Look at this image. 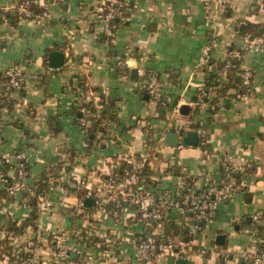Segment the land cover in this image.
I'll use <instances>...</instances> for the list:
<instances>
[{
    "label": "crops",
    "instance_id": "0c3cea01",
    "mask_svg": "<svg viewBox=\"0 0 264 264\" xmlns=\"http://www.w3.org/2000/svg\"><path fill=\"white\" fill-rule=\"evenodd\" d=\"M9 1L0 0V7ZM132 2L116 13L112 37L98 18L101 0H35L48 11L45 22L20 18L12 8L0 18V71L13 61L25 74L22 86L10 94L13 104L0 114V152L24 151L29 187L46 173L52 180L50 206L38 211L35 226H21L31 205L21 201L22 191L4 196L0 176V264H12L1 251L8 246L28 252L37 264H62L52 260L50 236L79 249L70 252L69 264H76L71 260L76 255L86 256L87 264H174L164 252L137 260L133 242L145 228L132 218V204L126 202L116 214L93 206L77 209L81 189L100 188L107 173L119 170L117 160L142 165L146 186L156 194L153 204L161 190L173 189L181 173L190 179L191 193L223 180L220 163L227 162L240 173L237 191L218 199L192 234L194 217L175 207L166 210L156 232H170L172 226L184 230L168 240L188 246L185 264H254L242 252L255 251L260 238L251 214L260 213L257 223L264 224V0ZM245 33L254 35L251 44L257 49L245 43ZM206 43L217 61L211 70L201 63ZM52 50L63 53L60 66L49 65ZM119 58L125 60L126 76L116 73ZM128 60L134 62L135 75L125 65ZM226 60L233 67L219 81L228 85L216 91L211 78L218 80ZM139 67L157 74L159 101L132 84L137 81L132 77L141 75ZM245 67L252 71L249 91L234 81ZM232 69L235 84L230 83ZM78 78L89 83L96 98L115 102L105 137L96 136L87 146L86 130L76 121ZM181 103L189 104V113H171ZM187 130L197 131V144L182 141ZM167 131L178 134L176 144L165 140ZM58 160L61 167L49 171ZM82 230L89 240L80 237ZM218 233L224 234L221 244Z\"/></svg>",
    "mask_w": 264,
    "mask_h": 264
},
{
    "label": "built area",
    "instance_id": "2783aa9c",
    "mask_svg": "<svg viewBox=\"0 0 264 264\" xmlns=\"http://www.w3.org/2000/svg\"><path fill=\"white\" fill-rule=\"evenodd\" d=\"M219 2H224L225 0H218ZM35 2V0H11L5 6L2 7L4 11H8L11 8L15 10L18 16L21 18H28L36 20L38 22H45L47 20L48 11L43 9L41 12L35 14L32 12V9L29 8V5ZM122 3L123 9L127 4V0H101V7L99 8L98 18L102 24L104 32L111 36L113 31L110 27V19L115 17L116 13H120L121 9L119 8ZM9 4V5H8ZM122 9V10H123ZM3 13L0 12V17H3ZM243 38L246 44H249L250 47H255L251 44L253 37L250 38L248 34H244ZM256 49L258 47H255ZM124 58H119L116 60L117 65H122L124 63ZM201 63L206 66L208 70L217 68V61L214 60L210 55V45L204 44L202 47V57ZM233 67L231 61L226 60L223 63V67L219 73L220 77H227V72ZM137 72L143 76L145 79L143 81L133 80L132 84H135L139 87H144L148 93L152 96L155 101H159L161 98V93L159 91L160 81L156 73H149L144 68H137ZM241 82L245 87V91L251 89L252 84V71L250 68H243L240 72ZM24 70L18 62H10L8 65L0 71V87L3 86V89H0L1 93L11 94L15 90H18L22 86L24 81ZM84 87L78 88L76 91V98H80V101L77 103L79 115L76 116V121L80 126L86 125L89 121V115L93 114L96 119L99 120V123L107 126L109 128V121L106 122L105 119L101 118L100 108L101 105L98 103L101 100V96L95 97L93 89L90 88L89 83L82 79ZM241 92H237L236 96L240 97ZM88 104H91L89 106ZM177 107L172 108V112H177ZM103 133L101 131H96L97 137H102ZM84 144L86 142L84 141ZM24 151L21 149L15 150L13 153H4L0 152V160L7 162L12 166V174L15 173L12 181L4 185V190L10 194L14 195L17 192L24 190H29L30 187L25 183L26 176L28 175V169L25 167V157ZM142 165L135 164L120 167L117 171H110L102 179L101 187L94 189L89 186H84V195L78 198L77 209L85 207L83 204V199L86 196L93 197V208L98 210H106L112 213H118L124 208V204L130 203L134 206L133 219L139 220L144 227H147L148 231H144L140 241H134L138 250V261H143L144 259L148 260L151 257V251L157 249L158 254L164 252L174 258H186L189 248L182 241H156L155 233L156 228L159 227L166 217V210L170 207L177 208L181 213L189 211L194 217L196 224L189 227V233L195 232L199 227V222L205 221L214 210L215 202L218 199L229 197L240 187V183L232 175V170L226 173L221 181H211L205 187L206 189L199 194L198 192L191 193L189 186L183 181L179 180L175 183L173 189L164 188L159 193V202L153 204L155 199V191L148 189L146 184V179L142 174ZM81 184H84V181H81ZM108 189L109 191H106ZM113 189V191L111 190ZM111 190V191H110ZM111 203L112 207L108 208L107 205ZM51 200L49 197L41 195L37 198V211H40L43 208L50 206ZM86 213V212H85ZM260 213L254 212L251 214V220L253 227L255 229V223L258 222ZM256 230V229H255ZM258 242L262 244L258 246ZM259 247V248H258ZM201 250V249H200ZM257 252L255 251H243L242 255L250 259L254 264H260L264 262V239L261 237L257 240ZM75 251L79 252V249L72 247L66 242H62L59 247L53 252L52 260L56 263H65L70 260V252ZM20 250L18 248H11L10 254L17 256ZM34 259H24L20 260L19 264L22 263H32L35 264ZM38 263V262H36Z\"/></svg>",
    "mask_w": 264,
    "mask_h": 264
},
{
    "label": "trees",
    "instance_id": "16d2710c",
    "mask_svg": "<svg viewBox=\"0 0 264 264\" xmlns=\"http://www.w3.org/2000/svg\"><path fill=\"white\" fill-rule=\"evenodd\" d=\"M120 1H125V0H120ZM132 3L133 2H129V0H127V4L125 6H128V7H131L132 6ZM29 8L32 9V12L37 14L39 12H41L44 8L37 5L35 2H32L30 5H29ZM119 8L123 9L122 7V3L120 4ZM0 12L3 13L4 15H10L9 13V10L8 11H4L1 7H0ZM17 14V13H16ZM3 15V16H4ZM18 15V14H17ZM1 18V17H0ZM110 23V27H111V30L114 31L116 25H117V20L115 19V17H112L109 21ZM252 27V26H251ZM221 63L218 65V67L221 68ZM205 69L206 66H204ZM147 71V70H146ZM148 72V71H147ZM233 72V69L231 70V72L229 73V75H231ZM116 73L117 75H122V76H126L128 75V70L126 68H124L123 65H117L116 66ZM150 73V72H149ZM212 75H209L208 78H211ZM132 78H136L137 81H143L145 79V76L143 75H136V76H133ZM213 79V80H212ZM212 82L210 83V85H213L214 88L216 89V91L220 90V85H221V90L228 85L219 80H216L215 78H211ZM230 83L231 84H235L233 82V77L232 75L230 76ZM225 85V86H224ZM76 87L78 88H82L84 87V84L82 82V79L78 78V81H77V85ZM75 87V88H76ZM0 89H3V86L0 87ZM80 101V98H76V107H75V113H76V116L79 115V110H78V105L77 103ZM98 103L101 105V108H100V113H101V116H100V119L103 118L107 121H110L112 119L115 118V115H116V110H115V102L114 100H106L103 96L101 97V100L98 101ZM13 104V97L8 94V93H1L0 94V114H1V111L2 109H9L11 107V105ZM89 106H91V104H88ZM89 121L88 123H86V125H82L81 127L84 128L86 130V138H85V142H86V146L92 142V140L96 137V131H101L103 133L102 137H98L97 139H101L103 137H105V133L107 131V126L104 124H100L99 123V120L96 119V117L91 114L89 115ZM58 129V128H57ZM56 127H54V130H57ZM17 150V149H16ZM62 163V160H58L57 161V164L55 166H52L50 168L49 171H54L55 172V168H60L61 164ZM117 164L118 166H120L121 168L124 167V166H129L131 165L129 162H124V161H119L117 160ZM25 167L26 169H28V163L25 162ZM9 170H12V166L10 164H8L7 162H4L3 160H1V164H0V176L2 177L3 181H4V184L12 181V179L14 178L15 176V173L13 174H10L9 173ZM145 169H142V173L144 172ZM230 167H228V164L227 162L225 163L224 161H221L220 163V171L221 173L224 175V177H226V173L228 171H230ZM55 174V173H54ZM54 174H53V177H54ZM232 175L236 178V180H238V178L240 177V173H236L234 171H232ZM49 176H50V173L49 175L46 173V174H43L37 181H35V183L32 185V187H30V192L29 190H24L22 191V197H21V201L23 202H27L28 204L31 205V210H30V213L28 215L27 218L23 219L20 223L21 226H24L26 225L27 223H30V224H33L35 226V219L37 218V198L41 195H44V196H47L49 195V191H50V186L52 185V180L49 179ZM180 180L183 181L184 183L190 181V179H186V174L185 173H181L180 175ZM4 189V188H3ZM206 189V187L202 188L201 190L198 191L199 194H201L204 190ZM84 191L85 189L83 188V190L81 189V196L84 195ZM4 196L8 195V193L4 190L3 192ZM108 208L112 207V204L109 203L107 205ZM204 221V220H203ZM202 221V222H203ZM166 225L168 224L167 222L165 223ZM255 229L256 231H258V234L259 236L264 239V224H259V223H255ZM18 228L20 227H14L13 230H17ZM145 228V231H148L147 227H144ZM170 229V232H163V233H155V240L158 242V241H168V238L172 235V234H175V233H178V234H183L184 233V230L183 229H178L174 226L172 227H168ZM88 233L84 232L83 230L79 233L80 237L82 239H87L89 240L88 238H90L91 236L90 235H87ZM53 241H52V240ZM141 238H139L138 236L136 237V241H140ZM50 244L52 245L53 249H56L57 247H59L60 243L57 241V237L54 239L52 236H50ZM35 242V241H34ZM89 243V242H88ZM258 246L260 247V245L262 244L261 242H258ZM102 247H104V245H101ZM258 247V248H259ZM5 255H8L10 261L12 264H19V261L21 259H28V257L30 256L28 252H23V251H20L18 253L17 256H13L10 254V247H4L2 248L1 250ZM258 250H255V252H257ZM153 253H158L157 249H154L153 250ZM152 251H151V257L153 255ZM1 254V252H0ZM31 257V256H30ZM82 257V258H81ZM77 257H74L73 260L76 264H87L86 262V256H82L81 255ZM143 261H146V259H144ZM22 264H28L27 262L25 263H22ZM64 264H69L68 262H65Z\"/></svg>",
    "mask_w": 264,
    "mask_h": 264
},
{
    "label": "water",
    "instance_id": "95a60500",
    "mask_svg": "<svg viewBox=\"0 0 264 264\" xmlns=\"http://www.w3.org/2000/svg\"><path fill=\"white\" fill-rule=\"evenodd\" d=\"M133 0H129V2L131 3ZM129 11V9H127V12ZM116 20H118L117 18H115ZM245 26V22H241L239 25L240 29H244ZM250 38H252L254 35L253 34H249ZM63 53L59 50H52L49 53V57H48V63L50 66L52 67H57L60 66L63 63ZM134 64L133 61H126L125 65L130 68V73L131 75H135L136 74V68L135 67H130ZM234 81L236 83H240L241 82V75L240 74H236L234 76ZM178 112L181 114H188L190 111V106L188 103H181L178 105L177 107ZM165 140L170 143V144H176L178 142V134L176 132H172V131H167L166 133V137ZM199 140V135L197 133L196 130H187L186 133H184V135H182V141L186 144H197ZM12 174V171H10ZM83 204L86 207H91L93 205V197L92 196H86L83 199ZM222 238H224V234L222 233H218L216 235V242L221 244L222 243ZM242 259V257H240V260ZM167 261L169 263H174V264H185L187 262L186 258H174V256H168ZM63 264V263H62ZM74 264V263H71Z\"/></svg>",
    "mask_w": 264,
    "mask_h": 264
},
{
    "label": "rangeland",
    "instance_id": "374dc122",
    "mask_svg": "<svg viewBox=\"0 0 264 264\" xmlns=\"http://www.w3.org/2000/svg\"><path fill=\"white\" fill-rule=\"evenodd\" d=\"M218 73H221V71H219ZM56 249H57V248H56ZM56 249H54V250H56ZM21 260H24V259H21ZM34 260H35V261H34L35 264H37L36 262H37L38 259L35 258Z\"/></svg>",
    "mask_w": 264,
    "mask_h": 264
}]
</instances>
